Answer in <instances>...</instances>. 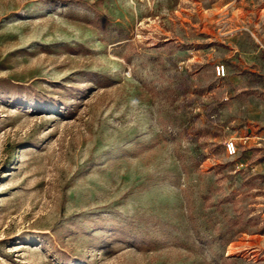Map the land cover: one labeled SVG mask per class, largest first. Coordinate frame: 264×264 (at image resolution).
Instances as JSON below:
<instances>
[{"label": "rangeland", "instance_id": "obj_1", "mask_svg": "<svg viewBox=\"0 0 264 264\" xmlns=\"http://www.w3.org/2000/svg\"><path fill=\"white\" fill-rule=\"evenodd\" d=\"M0 264H264V0H0Z\"/></svg>", "mask_w": 264, "mask_h": 264}, {"label": "built area", "instance_id": "obj_2", "mask_svg": "<svg viewBox=\"0 0 264 264\" xmlns=\"http://www.w3.org/2000/svg\"><path fill=\"white\" fill-rule=\"evenodd\" d=\"M215 71L218 76H224L226 74V65L224 62H218L215 65ZM226 150L229 154H235L237 152L236 141L234 139H230L226 142Z\"/></svg>", "mask_w": 264, "mask_h": 264}]
</instances>
